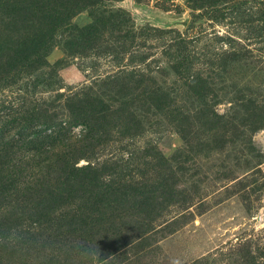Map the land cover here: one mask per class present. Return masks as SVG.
Listing matches in <instances>:
<instances>
[{
  "label": "rangeland",
  "instance_id": "rangeland-1",
  "mask_svg": "<svg viewBox=\"0 0 264 264\" xmlns=\"http://www.w3.org/2000/svg\"><path fill=\"white\" fill-rule=\"evenodd\" d=\"M262 2L5 0L0 264H264Z\"/></svg>",
  "mask_w": 264,
  "mask_h": 264
},
{
  "label": "trees",
  "instance_id": "trees-1",
  "mask_svg": "<svg viewBox=\"0 0 264 264\" xmlns=\"http://www.w3.org/2000/svg\"><path fill=\"white\" fill-rule=\"evenodd\" d=\"M246 1H248V0H246ZM263 2V5H264V0H262ZM5 5H8V4H5V0H0V17H1V20L3 19V18H6L8 15H9V13L8 12H6L5 11ZM8 9H9V6H8ZM24 10H18V13L19 12H23ZM14 13V12H13ZM15 14V13H14ZM91 26H87V27H85L84 29H86V30H88L89 28H90ZM21 45H23V44H21ZM28 45L27 44H24V49H23V47H20V48H17L16 50H15V54L16 55H19V54H21L22 53V51H24L25 49H26V47H27ZM39 47V46H38ZM32 49H34L33 47H32ZM38 50H39V48H38ZM33 51V50H32ZM226 57H227V55H226ZM223 59H225V57H223ZM16 63H21V62H23L24 61V59L22 58V60H20V59H18V57H16V58H14L13 59ZM162 96V95H161ZM253 102V101H252ZM255 103H252V107H253V109H252V107H251V112L252 113H249L248 114V117H247V119H248V122H247V124H248V130L249 131H251V132H254V131H256V130H258V129H260L261 128V126L264 124V117H263V114H262V109H261V107H260V105H259V108L257 107V101H254ZM258 108V109H257ZM212 115V116H211ZM211 115H208L209 117H211V119L213 118V116L215 115V118H218V121L220 120V119H222V117L221 116H219V115H217V114H211ZM235 134V133H234ZM181 135H182V137H183V139L186 141L187 140V137L184 135V133H182L181 132ZM235 135H239V134H235ZM249 144V143H248ZM247 145V144H246ZM89 186L90 185H88V183L86 184V186H84L83 188H82V190H86L87 192L83 195V196H85V195H88V194H94L92 197H91V199H98L99 201H92V204H91V206L93 207V208H96V209H99V208H101L103 205H107V202L108 201H102L103 200V198L107 195V189L106 188H104V186L101 184V183H99L98 181H96V180H94V183L92 184V186H91V189L89 190ZM89 190V191H88ZM82 196V197H83ZM94 197V198H93ZM156 198H154V199H150V198H141V199H138V200H134L133 202H135L134 203V205L136 206V212L138 211L139 213V218H135L134 216L132 217V216H130V217H128V220H127V222L125 223V226H127V228L128 229H126L128 232H130V231H132V232H134L135 234H133V236L131 237V242H134V241H137V240H139V239H145V240H147L148 239V236L153 232V231H155V227H153L151 224H150V220L151 219H148L147 217L149 216V215H151L152 213H155V211L157 210V209H159V203L157 202L156 204L154 203V201H156L155 200ZM150 200H153V201H150ZM127 201H129V200H127ZM130 202V201H129ZM124 203V202H123ZM123 203H119V201L118 200H116V204H117V206L118 207H121V205L123 204ZM103 208H105V210H110V211H113L114 209H112V208H106V207H103ZM115 211V210H114ZM141 213H145L146 215H145V220L143 219V220H141ZM138 216V215H137ZM10 217H7V219L6 220H8ZM104 218V217H103ZM92 221H94V220H92ZM96 225V224H95ZM119 226V225H118ZM118 226H116V227H108V228H105V232H106V234L108 233L110 236H113L114 234H115V231H116V228H118ZM107 227V226H106ZM110 229H113V231H111ZM3 239H5V238H3Z\"/></svg>",
  "mask_w": 264,
  "mask_h": 264
},
{
  "label": "water",
  "instance_id": "water-1",
  "mask_svg": "<svg viewBox=\"0 0 264 264\" xmlns=\"http://www.w3.org/2000/svg\"><path fill=\"white\" fill-rule=\"evenodd\" d=\"M187 19H183V20H179V21H175V22H173L171 25H169V26H173V25H181V26H186V23H187Z\"/></svg>",
  "mask_w": 264,
  "mask_h": 264
}]
</instances>
